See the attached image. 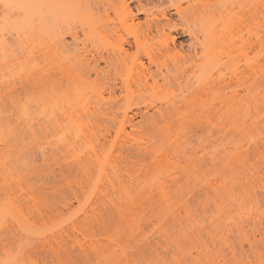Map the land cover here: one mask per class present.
<instances>
[{"label":"rangeland","instance_id":"rangeland-1","mask_svg":"<svg viewBox=\"0 0 264 264\" xmlns=\"http://www.w3.org/2000/svg\"><path fill=\"white\" fill-rule=\"evenodd\" d=\"M119 17L117 9L109 12L115 22ZM189 17L173 15L180 24H191ZM49 23L55 48L69 56L66 64L92 81L75 54L83 44L91 47L87 22L53 17ZM242 24L240 34L233 30L236 40L250 37L254 45L259 30ZM142 30L120 27L107 45L134 41ZM14 35L6 34L14 57L7 54L4 68L0 61V212L11 209L0 213V264H264V99L258 95L264 76L232 80L235 94H247L257 107L238 120L154 114L172 95L155 86L142 90L147 101L134 104L127 118L100 117L91 110L87 84L78 87L63 69L46 65L40 49L48 38L31 44ZM139 38L130 61L151 70L170 65L167 57H146L163 36ZM175 41L186 51L188 36ZM251 45L242 48L249 60L256 58ZM235 55L241 69L244 52ZM109 74L105 96L111 83L120 85L113 67Z\"/></svg>","mask_w":264,"mask_h":264},{"label":"bare ground","instance_id":"bare-ground-1","mask_svg":"<svg viewBox=\"0 0 264 264\" xmlns=\"http://www.w3.org/2000/svg\"><path fill=\"white\" fill-rule=\"evenodd\" d=\"M238 3H240V9H237L236 12L235 9L239 8ZM241 6H245L244 10L246 9L248 16L244 14L245 11ZM0 7V55L4 57L0 60L1 66L2 61L8 64L10 58L7 57V54L13 56L14 52L12 45L9 44V38L6 36L8 32L14 33V36L20 40H26V42L41 37L48 38L40 49L46 65L63 69L64 73L71 77L73 83H76L78 87H84L87 84L91 110L97 116L116 117L121 114L123 119L127 118L128 112H132L134 104L147 101L142 90L147 91L152 86L158 89H171L170 94L172 95L166 97L164 105L154 107L153 113L160 116L199 115L209 117L226 115L233 120L236 118L238 120V118L251 116L254 113L253 110L257 109L256 106L253 107V99L247 94V96L235 94L236 91L232 89L235 87L232 80L239 81L245 78V81H249L258 74L257 76H261L260 78H253H259L261 81L264 76V0H186L185 4L180 1L174 2V0H0ZM116 9L120 14L118 22L109 18V12L116 11ZM242 12L243 14H241ZM174 14L180 19L185 15H190L191 24L175 22ZM140 15L143 16L142 21ZM235 16L239 23L242 24L240 21L247 22L245 25L242 24L244 27L251 23L249 30L251 27L253 32L259 30L254 33H257L254 45L253 39L252 45L249 42L250 37L245 39L242 36L243 39L240 36L238 37L240 38L239 42L236 40L237 34L240 32L239 30L237 33V29L241 25L238 21V25L234 23ZM53 17L64 19V21L69 18H79L87 22L85 25L87 34L91 38V47L87 49L83 44L82 52H78L79 50L74 52L77 54L76 56L82 57L86 62L88 72L93 73L92 81L88 82L83 75L73 72L66 64L69 56H62L63 51L57 49L60 47L55 48L56 40L54 41L55 38L51 39L50 37L49 23V18ZM257 18H260L259 23ZM253 24H257V27ZM136 26L143 30L139 31L140 34L134 35V41L125 39L114 47H108V37L116 34L118 28L127 30ZM234 29L236 35H234ZM84 32L86 33V31ZM248 33L250 34V31ZM140 35L147 40L152 36H163L161 41L145 50L146 57L151 60L152 55L164 56L168 58L170 65H158L155 70H151L139 59L130 61L131 49L134 46H139ZM180 35L189 38L186 51L182 45L179 48L176 47L175 40ZM76 38L77 36L73 34L72 39L76 41ZM61 41H63L62 38L58 40L62 46L63 42L61 43ZM250 45L255 53L253 57H256L251 60L246 57L247 49H245L246 51L242 49L250 48ZM237 48L239 49L237 50ZM241 50H243L246 60L245 66H241L240 69L237 66L239 63L235 61L238 58L235 52ZM99 61H102L103 65ZM110 67H113L115 73L120 77V85L117 82L111 83L108 96H105V91L108 90L106 83H109ZM0 72L3 73L2 70ZM2 76L4 77V75ZM132 86L138 90V94H134L135 90L131 88ZM116 92H118L117 95ZM258 95H261L260 99H264V94ZM254 99L255 101L259 100L258 97ZM260 104L261 106H259L262 107L263 100ZM27 111L24 107L22 117L27 120L26 122H29L31 120L29 118L32 117ZM257 111L258 114L259 110ZM136 113H140V111H136ZM44 115H49V118L52 116L50 113ZM122 131L124 133L125 128L121 124L117 132ZM3 211L4 214H11V209L6 208Z\"/></svg>","mask_w":264,"mask_h":264}]
</instances>
